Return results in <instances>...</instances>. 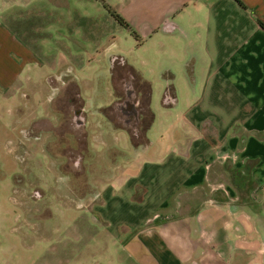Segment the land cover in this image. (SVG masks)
<instances>
[{
  "label": "crops",
  "instance_id": "0c3cea01",
  "mask_svg": "<svg viewBox=\"0 0 264 264\" xmlns=\"http://www.w3.org/2000/svg\"><path fill=\"white\" fill-rule=\"evenodd\" d=\"M104 1L177 84L159 115L149 64L117 47L99 1L68 6L80 37L49 54L27 33L38 17L0 0V95L21 105L23 146L43 137L89 189L39 262L103 264L104 238L135 256L107 264H264V0Z\"/></svg>",
  "mask_w": 264,
  "mask_h": 264
},
{
  "label": "rangeland",
  "instance_id": "374dc122",
  "mask_svg": "<svg viewBox=\"0 0 264 264\" xmlns=\"http://www.w3.org/2000/svg\"><path fill=\"white\" fill-rule=\"evenodd\" d=\"M119 1L108 0L111 5ZM21 2H23L21 6L9 12L14 14L21 11V18L24 19H32L34 15L38 17L39 20H33L38 30L27 29V33L30 35L35 33V37L43 42L44 51L49 54L51 47L58 41L80 37L78 33L67 36V31L62 29L67 19L74 16L68 14L67 10L70 9L68 6L95 3L94 0H21ZM38 8L42 12L41 18L36 14ZM132 34L121 28L113 38L116 39L119 49L130 53V60L136 61L137 66L142 64L145 68V64H149L152 73L148 71L141 75L152 85L154 94L152 106L159 115L161 113L158 112V108L163 107L167 88L170 85L175 87L177 84H174L172 76L162 71L163 61L158 59L161 57L153 58L155 55L150 54L145 45L140 46ZM146 120H149L148 115ZM22 139L21 105L17 107L16 104H9L0 95V264H41L39 260L43 261L46 250L61 235L67 222L74 217V213L68 212L67 208L84 207L82 196L89 192L85 186L87 178L56 168L54 160L42 151L47 149L46 147L51 149V144L43 137L31 141V147L28 144L23 146ZM91 182L92 180L89 183ZM80 217L73 221H76L78 228L83 230L87 225L84 219L78 220ZM43 238L46 242H41ZM96 242L99 245L94 252L96 261L107 264L114 260L130 259L135 262V256L129 247L122 245L119 249L104 238Z\"/></svg>",
  "mask_w": 264,
  "mask_h": 264
},
{
  "label": "trees",
  "instance_id": "16d2710c",
  "mask_svg": "<svg viewBox=\"0 0 264 264\" xmlns=\"http://www.w3.org/2000/svg\"><path fill=\"white\" fill-rule=\"evenodd\" d=\"M99 1L110 13V15L117 21V23L124 29L129 30L133 33V36L135 38H138L137 33L133 31V28L131 27L130 23L118 12L111 9V7L104 1V0H97ZM239 3H241L239 0H237ZM261 27L264 29V24L260 22Z\"/></svg>",
  "mask_w": 264,
  "mask_h": 264
}]
</instances>
